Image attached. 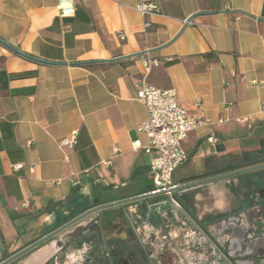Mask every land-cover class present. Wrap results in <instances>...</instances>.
Wrapping results in <instances>:
<instances>
[{
	"label": "crops",
	"instance_id": "obj_1",
	"mask_svg": "<svg viewBox=\"0 0 264 264\" xmlns=\"http://www.w3.org/2000/svg\"><path fill=\"white\" fill-rule=\"evenodd\" d=\"M146 2L160 13L140 16L134 8ZM0 40L50 63L0 44V259L59 205L104 188L121 198L152 190L153 154L136 131L146 118L134 87L144 74L141 56L105 61L154 50L148 54L161 64L146 82L175 89L189 115L213 122L182 143L188 158L176 184L264 154V0H75L72 18L59 17L58 0H0ZM88 62L97 63L70 65ZM73 131L65 163L57 142ZM210 135L218 144L206 142Z\"/></svg>",
	"mask_w": 264,
	"mask_h": 264
},
{
	"label": "flooded vegetation",
	"instance_id": "obj_2",
	"mask_svg": "<svg viewBox=\"0 0 264 264\" xmlns=\"http://www.w3.org/2000/svg\"><path fill=\"white\" fill-rule=\"evenodd\" d=\"M253 160L242 158L234 169ZM171 190L103 210L87 223L71 224L115 199L92 196L71 200L67 208L59 205L41 230L4 254L0 264L24 250L8 264H264V170L186 192ZM78 201L80 207H72ZM26 234L31 233L21 232Z\"/></svg>",
	"mask_w": 264,
	"mask_h": 264
},
{
	"label": "built area",
	"instance_id": "obj_3",
	"mask_svg": "<svg viewBox=\"0 0 264 264\" xmlns=\"http://www.w3.org/2000/svg\"><path fill=\"white\" fill-rule=\"evenodd\" d=\"M134 9L143 18L160 13L156 2L140 3ZM58 13L61 18H72L75 14V0H58ZM68 28V26L65 27V29ZM117 38L120 41L125 40L122 33H118ZM169 60L167 59V61ZM140 64L144 74L134 86L135 99L144 106L146 118L137 125L136 131L146 138L145 152L153 154L149 161V175L152 182L151 193L162 192L166 194L176 186L173 181L175 171L187 162L188 156L182 143L188 134L209 127L213 122L201 115H189L178 104L175 89L161 90L146 82L150 71L161 64L160 60L145 54L140 57ZM194 107L199 108L200 102H195ZM222 122V119H218L216 123L222 124ZM76 141L77 132L73 131L66 138L57 142L63 162H69ZM206 142L211 146L218 144V140L213 135L208 136ZM132 147L137 150L140 148V143L134 142ZM113 151L114 154H118L117 149ZM103 165L109 167L110 162H103ZM21 168V164L13 166L14 171ZM84 173L88 174V171ZM50 183L58 185L60 180H53ZM24 207L25 204L22 205V208Z\"/></svg>",
	"mask_w": 264,
	"mask_h": 264
},
{
	"label": "water",
	"instance_id": "obj_4",
	"mask_svg": "<svg viewBox=\"0 0 264 264\" xmlns=\"http://www.w3.org/2000/svg\"><path fill=\"white\" fill-rule=\"evenodd\" d=\"M195 16L190 17L184 24V28L188 25V23L194 18ZM0 44L2 46H4L5 48L9 49L10 51L24 57L30 60H33L35 62H39V63H46V64H50L48 62H43L40 60H37L35 58H32L30 56L24 55L22 53H20L18 50L10 47L9 45H7L5 42H3L2 40H0ZM154 50H150L148 52H142L139 54H135L133 56H128V57H120V58H116L113 60H109V61H105L106 63H112V62H117L120 60H125V59H129V58H135V57H139V56H143L145 54H148L150 52H153ZM91 63H97V62H88V63H75V64H70V65H85V64H91ZM64 65V64H63ZM264 170V158L260 157L256 160H253L251 162L245 163L243 166H241L240 168L237 169H233V168H224L221 170L220 174H216L213 176H209L203 179H199L196 180L194 182H190L187 184H180L177 185L175 188H173L171 191L176 193V192H186L188 190H191L193 188H196L198 186H202V185H207V184H214V183H218L224 180H229L232 178H236L238 176H242V175H246V174H256L260 171ZM164 195V193L159 192V193H151V191L149 192H145V193H141V194H137V195H133L131 197L128 198H121L122 196L119 195L116 192H108V190L105 189H99L95 196L96 199H101L102 197H110L111 199H115L113 202L110 203H106L103 205H98L95 206L94 208L88 210L87 212H85L84 214H82L81 216H79L77 219L73 220V222H71V224L77 223L78 221L81 220H86L87 222L92 221V217L98 213H100L103 210L106 209H110V208H116V207H124L127 205H130L132 203H137V202H142L151 198H155L158 196ZM96 201L95 204H97L99 201ZM81 202L78 201L77 203H75L72 207H80ZM69 224V225H71ZM50 236L42 239L41 241H45L46 239H48ZM37 244H35L34 246H32L29 249H32L33 247H35ZM27 250L18 252L17 254H15L14 256H12L11 258H9L7 261L3 262L2 264H8L14 260H16L17 258H19L21 255H23Z\"/></svg>",
	"mask_w": 264,
	"mask_h": 264
}]
</instances>
